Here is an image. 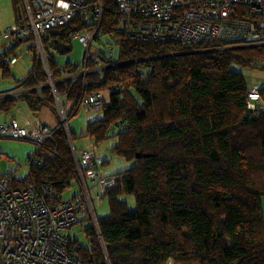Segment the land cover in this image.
I'll return each mask as SVG.
<instances>
[{"label":"trees","instance_id":"obj_1","mask_svg":"<svg viewBox=\"0 0 264 264\" xmlns=\"http://www.w3.org/2000/svg\"><path fill=\"white\" fill-rule=\"evenodd\" d=\"M102 2L101 31L119 37L115 60L122 63L88 74L85 86L80 78L67 84V120L81 109L86 95L107 91L102 116L88 120L79 136L90 142L80 152L114 137L110 153L132 166L106 174L100 153L103 164L98 168L115 178L93 200L100 236L84 212L76 223L91 219L86 228L91 245L68 239L69 249L81 264H264V87L258 88L262 108H250L244 75L232 68L237 64L264 70V45H244L243 39L183 44L128 38L117 31L116 0ZM19 11L18 6L16 21ZM91 20L88 24L75 17L49 29L47 37L55 48L66 44L70 49V33L90 27ZM20 43L0 52L4 77L9 73L5 60ZM221 45L229 47L215 48ZM95 51L106 55L100 47ZM32 61L15 89L46 83L36 53ZM94 64L89 61L87 67ZM69 66L76 65L65 64ZM18 100L31 111L50 108L58 120L49 88L4 96L0 112L14 111ZM123 122V129L114 133L113 125ZM56 129L52 140L35 149L39 163L28 165L23 177L11 173V184L24 186L31 178L37 185H51L50 198L58 203L72 199L80 188L69 139L59 121ZM70 135L74 142V131ZM73 186L75 193L63 199V192ZM128 195L134 197V209L121 198ZM103 198L108 213L98 218L94 201Z\"/></svg>","mask_w":264,"mask_h":264},{"label":"built area","instance_id":"obj_2","mask_svg":"<svg viewBox=\"0 0 264 264\" xmlns=\"http://www.w3.org/2000/svg\"><path fill=\"white\" fill-rule=\"evenodd\" d=\"M20 1L22 10L19 11L18 21L5 30L0 29V39L8 38L10 45L30 40V48L35 51L47 81L6 95L50 89L58 121L69 139L80 191L72 199L57 203L50 198L51 185H37L31 178L25 181L24 186L12 185L11 173L0 172V264H81L79 257L69 249V240L61 234V230L76 223L82 213L88 212L100 236L93 200L100 197L115 178L105 176L98 168L103 158L97 146L84 148L80 154L74 150L67 123L70 109L67 101L70 87L67 84L80 78L85 86L88 74L100 73L122 62L112 57L113 48L105 56L91 48L102 32L101 18L105 10L102 0ZM116 5L120 18L117 31L128 38L170 40L183 44L243 39L244 45H264V0H116ZM90 16V27L70 33L71 38H78L85 46L84 64L81 68L68 70L56 61V48L48 39L47 31L75 17L89 24ZM226 47L229 46L215 48ZM89 61L95 62L94 66L87 67ZM5 63L10 66L14 59H6ZM57 70L61 72L59 77L54 75ZM35 75L34 71L33 77ZM59 86H63V90ZM247 96L251 101L248 104L250 108H262L257 87L251 89ZM101 106L100 93L88 94L80 102V108L85 113L101 109ZM57 123L50 127L39 118L31 121L26 117L20 123L11 116L0 120V137L31 141L37 150L47 140H52ZM124 126V122L115 124L112 130L117 133ZM32 162L39 163L35 152L28 158V165ZM100 241L103 244L102 239ZM168 264L174 263L170 260Z\"/></svg>","mask_w":264,"mask_h":264},{"label":"rangeland","instance_id":"obj_3","mask_svg":"<svg viewBox=\"0 0 264 264\" xmlns=\"http://www.w3.org/2000/svg\"><path fill=\"white\" fill-rule=\"evenodd\" d=\"M15 6V8H14ZM18 6L22 10V3L20 0H0V29L5 30L10 25L16 22L13 17L16 14L17 17V8ZM90 19L91 16H90ZM99 38L94 41L92 44V49L95 47H100L102 51L108 55L111 48L114 49L112 57L117 59L119 46L116 40L119 38H113L107 33H99ZM11 44L8 38L0 39V52L9 47ZM32 45L31 41L21 42L17 47H15L14 54H8V58L14 59V63L9 66V73L7 77H4L2 71L0 70V88L11 89L10 91H16L15 81L22 77L30 68L33 67L32 57L35 52L30 46ZM17 54V55H16ZM56 61L60 65L73 64L74 67L81 68L85 60V46L79 41L78 38L71 39V47L68 51L58 52L54 50ZM22 66V67H20ZM19 67V68H17ZM70 70L73 68L69 66ZM234 70L240 71L246 80L248 89H253L254 87L260 88L264 87V70L259 68L243 67L237 64L233 65ZM14 87V88H13ZM9 93V92H8ZM24 102L18 100L16 106L13 108L14 111L10 113L0 112V120L8 119L12 115H18L19 106L23 105ZM97 113L99 116L101 114V109H94L87 114L82 110H78L77 114L71 116L67 121L69 130L74 131L76 138L74 139L73 145L77 150V153L80 152V148L84 145L86 140L80 138L81 132L85 131V125L87 120V115L89 118ZM60 122V121H59ZM116 142V138L110 137L103 141L100 146H98L101 155H105L108 160L107 163L102 165L103 169H106L109 172H120L126 168L132 166V162H128L122 157L111 154L109 147ZM36 149L34 143L24 139H15L11 137H0V155L4 157H9L10 161L13 162V167L15 169L14 174L17 177H23L28 173V156L32 155ZM8 166L7 161H0V172L2 174H7ZM102 171V170H101ZM77 190L76 186L68 188L63 192V199L73 195ZM122 199L127 200L128 208L134 209L135 202L133 196H121ZM264 199V198H263ZM262 199V200H263ZM95 211L97 217L100 218L105 216L108 213V204L105 198L101 202L94 201ZM83 220V219H82ZM92 225L91 219H84L71 227L61 230V234L64 235L69 240H75L78 244L89 247L91 245L90 237L86 231V228Z\"/></svg>","mask_w":264,"mask_h":264},{"label":"crops","instance_id":"obj_4","mask_svg":"<svg viewBox=\"0 0 264 264\" xmlns=\"http://www.w3.org/2000/svg\"><path fill=\"white\" fill-rule=\"evenodd\" d=\"M14 8H15V6H14ZM21 9V8H20ZM18 15H19V12H18ZM15 18H16V14H15V16L13 17V19L15 20ZM68 51V50H67ZM20 67H22V66H20ZM17 68H19V67H17ZM10 69V68H9ZM28 72V71H27ZM26 72V73H27ZM25 73V74H26ZM24 74V75H25ZM23 75V76H24ZM22 76V77H23ZM21 78V77H20ZM19 79V78H18ZM15 83H17V80L15 81ZM15 86H16V84H15ZM14 88V87H13ZM11 89H9V88H4V89H2L1 90V88H0V98H2V97H4L6 94H8V92H11V93H13L14 91H10ZM7 96V95H6ZM100 96H101V98L103 99V101H105V102H107L108 101V92L107 91H102V92H100ZM68 106H70V103H68ZM19 113H18V115H13L20 123H22L23 122V120H24V117H26V118H28L29 120H34V119H36V118H39V119H41L42 121H44L47 125H49L50 127H52V126H54V125H56V123L58 122V120H57V117L55 116V114L53 113V110H51L50 108H42L39 112H35V111H31V110H29L28 108H27V106L25 105V103L23 104V105H21V106H19ZM55 113H56V115H58L57 114V112L55 111ZM87 114V113H86ZM102 116V112H101V114H100V116L97 114V113H95V115L94 116H92V118L90 117L89 118V115H87V120H86V122L88 121V120H93V119H98V118H100ZM83 133V132H82ZM83 140H86L85 142H84V145L83 146H87V145H89V140L87 139V138H83ZM114 144V143H113ZM112 144V145H113ZM82 146V147H83ZM81 147V148H82ZM104 157H105V159H104V161H105V163H107L108 162V160L106 159V156L105 155H103ZM2 160H6L7 161V166H8V170H7V173H13V172H15V169H14V167H13V162H11L10 161V159H9V157H6L5 155H4V157H2V158H0V161H2ZM103 164V163H102ZM104 171H105V173L106 174H112V173H114V172H109V171H107L106 169H103ZM262 209H263V215H264V199L262 200Z\"/></svg>","mask_w":264,"mask_h":264},{"label":"water","instance_id":"obj_5","mask_svg":"<svg viewBox=\"0 0 264 264\" xmlns=\"http://www.w3.org/2000/svg\"><path fill=\"white\" fill-rule=\"evenodd\" d=\"M69 49V47L66 44H57L56 45V50L58 52H65Z\"/></svg>","mask_w":264,"mask_h":264}]
</instances>
